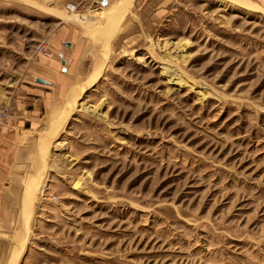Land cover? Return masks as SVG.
<instances>
[{"label":"rangeland","instance_id":"obj_1","mask_svg":"<svg viewBox=\"0 0 264 264\" xmlns=\"http://www.w3.org/2000/svg\"><path fill=\"white\" fill-rule=\"evenodd\" d=\"M3 114V264H264V0H0Z\"/></svg>","mask_w":264,"mask_h":264},{"label":"crops","instance_id":"obj_2","mask_svg":"<svg viewBox=\"0 0 264 264\" xmlns=\"http://www.w3.org/2000/svg\"><path fill=\"white\" fill-rule=\"evenodd\" d=\"M42 56L47 57L45 54H42ZM61 57V63H62V68L67 64V60L63 53H60ZM52 77V75L50 76ZM39 78L44 79L47 82H40L38 81ZM36 85L32 86L28 92L29 100H24V109L26 111L25 116L28 117V121H33L37 118V113L39 112V107L42 105L46 104L47 102L50 101V97L48 88L52 86L53 80L49 77L46 76H36ZM30 104L31 107H27L26 104ZM30 118V119H29ZM5 176V175H4ZM1 175H0V264H3L6 258L9 255L10 252V233L8 231V226L3 222V219L5 218L8 207H9V200L5 198V195H3L2 190H1ZM5 182V180H4Z\"/></svg>","mask_w":264,"mask_h":264},{"label":"bare ground","instance_id":"obj_3","mask_svg":"<svg viewBox=\"0 0 264 264\" xmlns=\"http://www.w3.org/2000/svg\"><path fill=\"white\" fill-rule=\"evenodd\" d=\"M72 9V8H71ZM119 10V9H118ZM114 14V13H113ZM113 16V15H112ZM65 18V17H64ZM90 19V18H89ZM91 20V19H90ZM89 22V21H88ZM89 24V23H88ZM97 62H99V61H97ZM96 63V62H95ZM103 64V63H102ZM96 66V65H95ZM96 68V67H95ZM101 66L100 67H98L97 69H96V71H95V73H93L92 75L93 76H91L90 77V80H89V83L90 84H92V82H94L96 79H97V76L99 75V73H100V70H101ZM95 70V69H94ZM88 87V86H87ZM89 87H90V85H89ZM75 88V87H74ZM82 93H83V87H81L79 90H77V91H75L74 89L69 93V95H68V98H67V102H68V104H69V107H70V109H74V108H76V106H77V103L79 102V100H80V98H81V95H82ZM80 106H81V104H80ZM77 108H78V106H77ZM68 109V108H67ZM55 111H54V115L52 116V119H54V117H55V115L56 114H58V115H56V117H57V119H58V116H59V119L58 120H60L61 119V117H60V113H62L61 111L59 112V109H54ZM63 111L65 112V110L63 109ZM66 113V112H65ZM61 116H62V114H61ZM56 117H55V119H56ZM63 118V117H62ZM51 120V119H50ZM52 121V120H51ZM56 121V120H55ZM41 147V146H40ZM33 177V176H32ZM24 241V240H23ZM25 242V241H24ZM17 245V244H16ZM17 247V246H16ZM20 247V246H19ZM22 248V247H21ZM20 250V249H19ZM22 250V249H21ZM18 254H20V251L18 252Z\"/></svg>","mask_w":264,"mask_h":264},{"label":"built area","instance_id":"obj_4","mask_svg":"<svg viewBox=\"0 0 264 264\" xmlns=\"http://www.w3.org/2000/svg\"><path fill=\"white\" fill-rule=\"evenodd\" d=\"M72 9L75 8V6H71ZM39 53L45 54L47 57H51L52 56V52L49 50L48 46L46 44H43L39 47L38 49ZM5 116V114H3L2 116H0V119H3V117Z\"/></svg>","mask_w":264,"mask_h":264},{"label":"water","instance_id":"obj_5","mask_svg":"<svg viewBox=\"0 0 264 264\" xmlns=\"http://www.w3.org/2000/svg\"><path fill=\"white\" fill-rule=\"evenodd\" d=\"M38 81H40V82H47V81H45V80L42 79V78H39Z\"/></svg>","mask_w":264,"mask_h":264}]
</instances>
